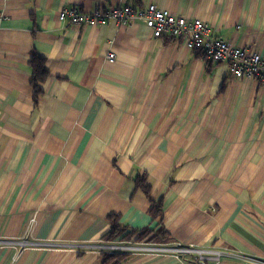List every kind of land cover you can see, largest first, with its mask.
Listing matches in <instances>:
<instances>
[{
	"label": "crops",
	"instance_id": "obj_1",
	"mask_svg": "<svg viewBox=\"0 0 264 264\" xmlns=\"http://www.w3.org/2000/svg\"><path fill=\"white\" fill-rule=\"evenodd\" d=\"M126 4L200 18L214 36L264 57V0H0V238L52 242L1 244L0 264H103L116 253L128 256L110 264H190L103 250L137 242L105 240L113 219L126 229L119 239L161 228L170 243L264 262V87L140 20H58L64 7ZM33 53L46 73L36 98ZM74 241L88 250L61 245Z\"/></svg>",
	"mask_w": 264,
	"mask_h": 264
},
{
	"label": "built area",
	"instance_id": "obj_2",
	"mask_svg": "<svg viewBox=\"0 0 264 264\" xmlns=\"http://www.w3.org/2000/svg\"><path fill=\"white\" fill-rule=\"evenodd\" d=\"M101 14H107L110 19L109 22L117 24H126L133 20L143 21L145 26L152 31L153 36L170 35L180 39L187 49L198 51L205 60L225 63L235 78L253 80L264 87V57L257 52H250L243 47L233 46L214 36L209 25L197 17L176 16L164 8H157L155 5L134 8L126 4L114 8L102 9L97 7L92 11H80L74 7H64L58 12V20L60 22L68 21L72 25L94 26L97 23L98 15ZM110 53L113 52H107V59L112 62L114 57L110 60ZM77 243L78 248L88 250L83 241H77ZM30 244L49 246L52 242H49V240H36L30 242ZM61 245L77 248L74 243ZM101 248L107 250V252L127 251L133 254L171 255L176 259L187 257L189 261H186L190 264H203L211 261L213 264H218L220 259L224 257L239 259L244 264H264V262H259L260 260L253 256L245 255L231 248L198 247L194 244L180 242H117V244H106Z\"/></svg>",
	"mask_w": 264,
	"mask_h": 264
},
{
	"label": "trees",
	"instance_id": "obj_3",
	"mask_svg": "<svg viewBox=\"0 0 264 264\" xmlns=\"http://www.w3.org/2000/svg\"><path fill=\"white\" fill-rule=\"evenodd\" d=\"M169 37H172L168 35ZM175 38V37H172ZM177 39V38H175ZM180 40V39H179ZM44 58L40 57L36 53H33L31 55L30 65L32 69V86L34 87L33 96L35 98L40 94L41 89L39 88V84L46 76L45 70H44ZM136 186L139 188H142L145 190V192L148 194L147 187L144 185L145 179L144 176L137 177L135 180ZM152 214L154 217L161 216L162 215V207L159 204V202H154L152 205ZM111 229L110 231L105 234L103 237L105 240H125L127 238H131L132 236L136 235V241H150V242H161L165 243L167 241H170V235L168 232H165L163 229H157V230H151L149 228H146L140 232L131 231L125 238H122L121 234L126 230L125 227H123L116 219L111 220ZM127 254H106L104 258L103 264H110L114 260L119 261L127 257ZM195 264V263H194Z\"/></svg>",
	"mask_w": 264,
	"mask_h": 264
},
{
	"label": "rangeland",
	"instance_id": "obj_4",
	"mask_svg": "<svg viewBox=\"0 0 264 264\" xmlns=\"http://www.w3.org/2000/svg\"><path fill=\"white\" fill-rule=\"evenodd\" d=\"M109 20L110 19L108 18L107 14L98 15L97 23L95 24V26H105V25H107L109 23ZM91 26L92 25H89V27H91ZM105 58L107 59V54H106ZM107 61H109V60L107 59ZM33 92H34V90H33ZM33 221H34V219H31V222L28 225L29 227L33 223ZM35 241H36L35 239L29 240L27 236L22 235L20 239L0 238V245L1 244H3V245L5 244L4 246L5 247H11L12 251H13V248L15 246H20V248L22 250H27L28 247H35L34 245L30 244V242H35ZM73 243H74V246L77 247V248L73 247L74 249L79 250V251L83 250L81 248H78L77 245H78L79 242L77 243V241H74ZM83 243H85L86 246H87L86 242H83ZM165 243H170V242H165Z\"/></svg>",
	"mask_w": 264,
	"mask_h": 264
},
{
	"label": "bare ground",
	"instance_id": "obj_5",
	"mask_svg": "<svg viewBox=\"0 0 264 264\" xmlns=\"http://www.w3.org/2000/svg\"><path fill=\"white\" fill-rule=\"evenodd\" d=\"M109 52H111V51H109ZM110 55H111V56H110ZM109 56H110V60H112L113 57H115V56H114V53H110Z\"/></svg>",
	"mask_w": 264,
	"mask_h": 264
}]
</instances>
